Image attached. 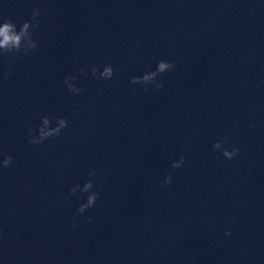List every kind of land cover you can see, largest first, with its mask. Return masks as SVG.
Segmentation results:
<instances>
[{
  "label": "water",
  "instance_id": "95a60500",
  "mask_svg": "<svg viewBox=\"0 0 264 264\" xmlns=\"http://www.w3.org/2000/svg\"><path fill=\"white\" fill-rule=\"evenodd\" d=\"M33 8L37 48L0 58V264H264V0H0V19ZM162 59L161 89L129 82ZM45 115L68 127L30 144Z\"/></svg>",
  "mask_w": 264,
  "mask_h": 264
},
{
  "label": "clouds",
  "instance_id": "9594fccd",
  "mask_svg": "<svg viewBox=\"0 0 264 264\" xmlns=\"http://www.w3.org/2000/svg\"><path fill=\"white\" fill-rule=\"evenodd\" d=\"M254 9H250V12ZM40 12L38 8H33L31 18L29 20L19 21V29H17V24L11 19H0V58H7L9 54H21L27 55L29 52L37 48V42L33 39V32L39 27V16ZM148 70L145 71L141 76H131L129 82L133 85H141L145 92H148L149 86H154L156 90L163 87L162 83L158 82L157 77L162 76L165 72L171 71L174 68V64L171 61L159 60L156 64L155 70H151L150 66H145ZM80 74L85 78L88 77L89 73L85 72L84 69L79 70ZM90 73L93 77L100 80L111 79L114 75V70L111 65H105L102 71H98L96 66H90ZM7 76H5V79ZM76 76H67L63 80V84L66 86L67 90L74 95L80 94L83 89L77 87L74 81H76ZM53 119L55 120V126H52ZM255 125H250L254 127ZM68 127V121L61 117L50 118L45 115L41 117V123L35 129H28V142L30 144L38 145L42 144L45 140L52 137H58L60 133ZM227 140V137H225ZM213 150L220 151L226 159H233L238 153L239 148L232 146L231 150L223 147V142L217 140L212 145ZM184 157L181 156L179 160H174L171 163L172 168H180L184 164ZM12 163V156L5 155L3 159L0 160V167L8 168ZM88 175L94 177L97 175L95 170L89 171ZM172 181L171 174H166L164 180L161 182L162 187H167ZM93 181L91 179L86 180L81 187L80 185H75L69 189V196L75 195L79 190L81 193H87L86 201L81 203L78 208V213H84L87 209L94 206L98 193L92 191ZM92 218L86 220L87 223L91 222ZM225 235H230V232L225 231Z\"/></svg>",
  "mask_w": 264,
  "mask_h": 264
}]
</instances>
